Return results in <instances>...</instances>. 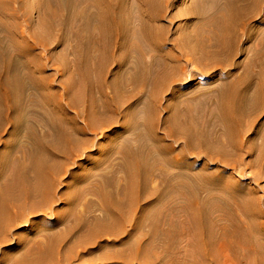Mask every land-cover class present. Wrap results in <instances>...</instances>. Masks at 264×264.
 I'll list each match as a JSON object with an SVG mask.
<instances>
[{"label":"bare ground","instance_id":"1","mask_svg":"<svg viewBox=\"0 0 264 264\" xmlns=\"http://www.w3.org/2000/svg\"><path fill=\"white\" fill-rule=\"evenodd\" d=\"M37 2L36 6L40 9L37 21L31 24L29 17H25L24 26H20L16 20L19 14H9L0 5V136L6 128L11 127L8 139L26 142L29 148L26 160H17L18 165L10 171L11 179L4 182L5 194L0 201L3 223L8 221L10 210L25 200L42 197L50 203L55 198L56 186L67 170V164L84 148V135L88 131L96 133L95 126L86 122L87 106L92 105L98 114L114 115L118 112L117 100L108 97L105 88L107 73L116 60L120 67L115 76L118 89L130 84L142 88L148 83H153L157 88H168L192 72L223 69L241 46V38L248 39L254 44L258 62L257 59L248 62L246 75L234 81L229 91L218 95L222 138H215L213 144L204 131L179 127L177 133L184 137L185 145L170 155L176 138L171 133L176 129L170 127L164 132V137L173 138L167 141L149 126L151 138L156 142L155 148L163 151V161L167 164L172 159L177 163L185 160L189 150L196 151L193 154L195 158L212 160L208 154L225 150L231 155L243 148V128L252 129L258 113L264 110V16L259 27L250 26L263 9L264 0L191 1L184 8L188 17L192 16L191 23L187 28L182 27L183 31L190 32L189 42L188 39L170 37L169 26L174 17L167 24L163 23L169 0ZM55 45H59L65 56L71 53L75 58L72 62L65 60V67L73 68L74 73L61 95L45 91L52 81L46 72L48 66L53 65ZM254 65L258 66L255 72L252 68ZM73 88L76 91H72ZM140 92V89L131 90L125 95L132 98ZM73 95L80 100L69 102L68 98H73ZM63 98L67 99L66 104ZM78 102H82L81 107ZM209 116H214L212 110ZM111 126L113 121H102V129H99ZM208 133L211 136L216 134V128ZM254 134L264 138V124ZM247 146L252 151L258 149V158L261 163L264 162V145L257 146L255 140H251ZM15 147L12 151H16ZM139 152L133 146H127L123 152L129 193L134 203L142 196V192L138 195L134 188L140 181L150 182L153 177L146 167L149 164H146V159L143 156L141 160L138 159ZM9 165V168L13 166V161L10 160ZM245 167L234 161L230 164V168L241 173ZM172 168L176 172H172L174 175L170 178L176 177L177 186H188L191 194L200 196L204 191L214 190L217 185L216 189L222 190L221 194L226 196L224 203L231 211L238 210V222L226 216L228 212L220 205H213L207 211L212 220L208 225L210 232L207 233L204 227H195L197 252L211 262L210 237H216L219 255L224 257L225 263L264 264V221L260 219L264 217V210L256 189L222 171L208 174L203 168L196 171L195 167L184 163ZM161 170L169 175L171 173L164 168ZM183 176L188 183L182 182ZM224 176L228 177V181L220 182ZM1 178L4 179L3 171H0ZM196 179L200 183L194 182ZM253 179L258 180V177L254 176ZM212 197L215 195L211 193ZM217 200L222 201V198ZM178 212L190 213L187 208H181ZM213 212L217 214L212 216ZM118 217L120 221H125L119 213Z\"/></svg>","mask_w":264,"mask_h":264},{"label":"rangeland","instance_id":"2","mask_svg":"<svg viewBox=\"0 0 264 264\" xmlns=\"http://www.w3.org/2000/svg\"><path fill=\"white\" fill-rule=\"evenodd\" d=\"M37 1L0 0V5L9 14H19L16 20L20 26H24L25 17H29L31 24L37 21L40 10L36 6ZM191 1L193 0H169L163 23L167 24L174 17L169 26L170 37H180L182 40L190 37V32L183 31L182 27L187 28L191 23L192 16L188 17L184 11ZM262 8L250 26L257 27L262 23L264 4ZM177 28L180 33L179 29L175 30ZM191 33L194 34V31ZM189 41L191 40L188 39L187 42ZM240 44L239 52L223 69L192 72L179 84L168 88H157L153 83H148L142 88L130 84L120 90L115 77L120 67L117 60L114 61L107 73L105 88L106 95L113 97V101L117 100L118 112L114 115L98 114L92 105L87 106L85 119L88 124L95 126L96 133L88 131L84 135V148L67 164L68 168L56 186L55 198L50 203L42 197L25 200L20 206L10 210L5 223L0 211V264H232L225 263L224 257L219 255L216 237H210L212 261L205 260L195 247L198 238L195 227H204L207 233L210 232L208 225L212 220L207 211L213 205L222 206L228 212L226 216L236 222L238 210L231 211L224 203L226 196L221 194L222 190L216 189L217 185L214 190L194 196L191 188L177 186L176 177L170 176L174 175L172 172H176L173 165L181 163L195 167L196 171L203 168L208 174L222 171L225 175L254 187L264 210V162L261 163L258 158V149L252 151L247 146L251 140H255L257 146L264 145V138L254 134L264 124V110L258 113L252 129L243 128L241 138L244 146L240 151L231 155L225 150L208 154L212 160L195 158L193 154L196 151L189 150L185 160L181 159L177 163L172 159L167 164L163 161V151L155 148L156 142L151 138L149 126L153 127L160 138L164 137L168 128L176 129V132L171 133L176 138L170 155L177 153L179 147L185 145L184 137L177 133L179 127L202 130L213 144L217 138H222V127L218 120V95L229 91L234 81L246 75L248 62L252 63L255 59L258 62L253 50L254 44L244 37ZM53 57V65H49L46 72L52 81L45 91L61 95L64 87L72 81L71 74L74 73L73 68L65 67V60L72 62L75 58L71 53L65 56L59 45H55ZM252 68L254 72L258 70L256 65ZM139 89L141 92L132 98L125 95L128 91ZM74 90L76 88L72 91ZM72 97V100L68 98L69 102L80 100L76 95ZM156 99L158 101L154 102ZM62 101L65 103L67 99L63 98ZM81 103L78 102L80 107ZM99 103L102 106L101 100ZM69 109L70 107L67 110L71 113L72 110ZM211 110L214 116H209ZM244 119L246 123L247 116ZM107 120L113 121V126L101 130L102 121ZM212 128H216V134L211 136L208 132ZM11 130V127L6 128L0 136V171L4 174V179H0V201L5 194V183L12 176L10 171L18 165L17 160L24 162L29 149L26 142L8 139ZM173 138L164 137L167 141ZM14 146L16 151H12ZM127 146L140 151L138 159L141 160L143 156L146 164L149 163L146 166L150 169L148 172L153 174L150 182L140 181L134 188L138 195L142 192L135 203L129 193L130 187L124 169L123 152ZM10 160L13 161V166L9 168ZM233 161L243 164L246 169L241 173L230 168ZM162 168L170 171V175L163 172ZM254 176L258 180H254ZM181 180L189 182L184 176ZM222 181L227 182L228 177L224 176L220 182ZM194 182L200 183L198 179ZM211 193L215 197L211 198ZM218 198H222V201L217 200ZM181 208H187L190 213H179ZM118 213L125 221L119 220ZM15 214L18 216L15 217ZM216 214L213 212L212 216ZM260 219L264 221V217L261 216Z\"/></svg>","mask_w":264,"mask_h":264}]
</instances>
